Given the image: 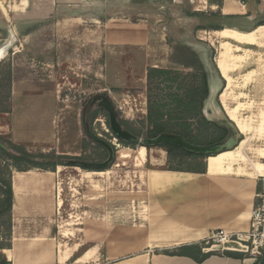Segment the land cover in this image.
Returning <instances> with one entry per match:
<instances>
[{
    "label": "rangeland",
    "instance_id": "1",
    "mask_svg": "<svg viewBox=\"0 0 264 264\" xmlns=\"http://www.w3.org/2000/svg\"><path fill=\"white\" fill-rule=\"evenodd\" d=\"M28 1V8L14 12L13 6L22 0H0V50L10 41L0 57V73L10 65L13 81L33 92L19 93L14 108L17 131L31 134L28 150L55 153L62 164L54 171L32 169L27 177L48 180L34 188L39 195H50L45 202L52 211L51 223L59 227L55 232L59 229V234L63 231L72 240L79 237L75 232L78 220L85 221L77 214L88 209L95 212L97 225L104 223L98 219L110 213L114 221H120V213L126 215L125 211L130 216L124 219L134 222L143 200L136 185L141 183V175L134 166L135 150L141 143L131 147L128 158L119 159L118 150L124 145L110 129L109 111L99 101L106 97L115 113L135 128L145 121L140 137L149 136V96L151 101L170 103L166 95L174 88L160 80L149 81L148 68L172 67L170 55L177 42L194 39L204 43L221 0ZM212 49L215 54L216 47ZM213 82L219 86L217 77ZM238 92L244 103L241 115L247 119L256 113L264 121V89ZM205 107L215 118L225 117L216 97ZM99 108L103 110L91 119ZM91 134L113 145L115 159L109 165L94 168L70 162L107 160L106 147ZM0 136L7 146L11 135ZM199 163L201 160L178 157L171 166L190 168ZM245 257L264 264V246L256 248L250 242Z\"/></svg>",
    "mask_w": 264,
    "mask_h": 264
},
{
    "label": "crops",
    "instance_id": "2",
    "mask_svg": "<svg viewBox=\"0 0 264 264\" xmlns=\"http://www.w3.org/2000/svg\"><path fill=\"white\" fill-rule=\"evenodd\" d=\"M29 5L22 0L12 10ZM206 30L209 38L204 43L189 39L185 44L198 53L209 74L212 97L233 127L229 136L237 140L234 147L207 156L205 168L192 171L169 168L165 147L139 145L134 166L141 175L136 185L143 200L135 221L125 220L124 216H130L125 211L120 221H114L110 213L98 219L104 223L97 225L95 212L88 209L77 214L85 221L78 220L75 240L63 231L59 234V229L55 232L59 227L51 223L52 211L45 202L50 195H39L34 188L48 180L27 177L35 168L13 170L11 247L0 249V259L11 264H255L254 258L224 254L246 253L241 243L206 242L218 229L247 233L262 188L264 121L256 113L247 119L241 115L244 103L238 91L264 89V0H221L216 21ZM212 47H216L215 54ZM216 77L219 86L213 82ZM26 89L13 81L10 110L0 112V135H11L12 142L28 150L31 134L17 131L14 113L16 96L33 93ZM131 150L121 147L119 159L128 158ZM202 243H206L204 252L215 254L201 263L190 256L166 253Z\"/></svg>",
    "mask_w": 264,
    "mask_h": 264
},
{
    "label": "trees",
    "instance_id": "3",
    "mask_svg": "<svg viewBox=\"0 0 264 264\" xmlns=\"http://www.w3.org/2000/svg\"><path fill=\"white\" fill-rule=\"evenodd\" d=\"M170 62L173 64L172 67L148 68L147 77L149 81L160 80V82L167 84L170 89L174 88V91L166 95L171 98L170 103L158 100L151 101L149 96L148 119L152 130L147 137H155L163 132L175 133L197 145H209L223 140L228 135V130L208 120L203 113L205 101L210 95V83L209 74L198 53L190 46L177 42L173 44ZM12 83L13 70L8 65L0 73V112L10 110ZM102 110V108L94 110L91 113V119L97 117ZM104 116H108V114L105 113ZM117 117L125 129L138 136L144 134L145 121H141L142 127L135 128L130 121L122 119L118 115ZM172 125L178 128L173 129ZM119 142L124 146L134 147L136 145V143H128L120 139ZM6 143L9 150L0 146V160L4 162L3 165L0 163V249L11 247L14 196L12 186L13 170L25 171L31 168L55 170L57 165L62 164L57 160L60 156L55 153L37 154L12 141ZM160 146L165 147L168 152L169 168L171 169L201 171L205 168V158L211 156L194 153L174 144ZM178 157H189L193 162L201 160V163L199 165L194 164L190 168L172 167V163ZM205 245L206 243L183 246L174 251H166V253L190 256L201 263L212 254H215L211 251L204 252L203 247ZM224 254L234 258H244L246 256V253L231 251H226ZM0 264L11 263L5 258H1Z\"/></svg>",
    "mask_w": 264,
    "mask_h": 264
},
{
    "label": "water",
    "instance_id": "4",
    "mask_svg": "<svg viewBox=\"0 0 264 264\" xmlns=\"http://www.w3.org/2000/svg\"><path fill=\"white\" fill-rule=\"evenodd\" d=\"M214 91L210 88V95L209 98L205 101L206 102L212 97ZM99 105L104 106L108 109L109 111V127L112 130L113 134L115 137L119 140L128 142V143H141L142 145L145 146H157V145H163V144H174L177 146H180L188 151L194 152V153H199V154H206V155H213L216 154L222 150L232 148L236 144L237 140L235 139L234 136H229L231 134L232 128L229 127L228 125H222L219 121L210 119L214 122H216L218 125L226 128L228 130V135L221 141L209 144V145H197L190 143L187 141L183 136L175 133H160L156 135L155 137H140L138 135H135L134 133L130 132L129 130L125 129L119 122L117 114L115 113V109L113 108L112 104L106 97H102L101 100L99 101ZM203 113L206 115V107L204 105L203 108ZM209 119V117H207ZM93 139H95L97 142L101 143L104 145L108 151H109V156L106 161L101 162V163H95V162H85V161H77V160H72L70 161L72 164L75 165H81L84 167H94V168H101L109 165L110 163L113 162L115 155H114V150H113V145L111 143H108L107 141L95 136L94 134H91ZM170 137H179L181 138L184 143L180 144L175 141H171L169 138ZM218 144H225L224 147L219 148L216 147ZM0 146L7 149V146L5 143L0 141ZM264 259V258H263ZM262 259V260H263Z\"/></svg>",
    "mask_w": 264,
    "mask_h": 264
},
{
    "label": "built area",
    "instance_id": "5",
    "mask_svg": "<svg viewBox=\"0 0 264 264\" xmlns=\"http://www.w3.org/2000/svg\"><path fill=\"white\" fill-rule=\"evenodd\" d=\"M261 191L257 194L258 201L252 214L251 228L247 233L230 232L224 229L214 231L207 244L224 245L228 242H238L246 248L251 242L256 248L264 246V176L261 177Z\"/></svg>",
    "mask_w": 264,
    "mask_h": 264
},
{
    "label": "bare ground",
    "instance_id": "6",
    "mask_svg": "<svg viewBox=\"0 0 264 264\" xmlns=\"http://www.w3.org/2000/svg\"><path fill=\"white\" fill-rule=\"evenodd\" d=\"M232 33V32H231ZM230 37V36H229ZM10 45V41L7 42L6 45H4L2 47V49L0 50V57L4 56V54L7 52V49L9 48ZM224 48V47H223ZM224 53V52H223ZM226 56V55H225ZM221 57V56H220ZM1 59V58H0ZM232 59V58H231ZM242 59V58H241ZM219 61V60H218ZM234 65V64H233ZM226 67V66H225ZM234 81V80H233ZM209 101V100H208ZM214 109V108H213ZM215 110V109H214ZM206 115L210 118V119H214L219 121L222 125H228L229 127H231L233 129V127L229 124V122L224 118V117H217L215 118L214 115H212L209 110L206 108ZM171 141H175L177 143L183 144L184 141L179 138V137H170L169 138ZM225 144H218L216 147L222 148L224 147ZM145 146V145H143ZM147 147V146H146Z\"/></svg>",
    "mask_w": 264,
    "mask_h": 264
},
{
    "label": "flooded vegetation",
    "instance_id": "7",
    "mask_svg": "<svg viewBox=\"0 0 264 264\" xmlns=\"http://www.w3.org/2000/svg\"><path fill=\"white\" fill-rule=\"evenodd\" d=\"M107 149V148H106ZM107 151H108V149H107ZM109 152V151H108ZM108 156H109V153H108Z\"/></svg>",
    "mask_w": 264,
    "mask_h": 264
}]
</instances>
